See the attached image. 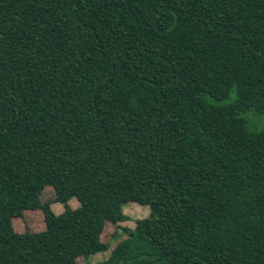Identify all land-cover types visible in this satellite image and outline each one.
<instances>
[{
	"label": "trees",
	"instance_id": "1",
	"mask_svg": "<svg viewBox=\"0 0 264 264\" xmlns=\"http://www.w3.org/2000/svg\"><path fill=\"white\" fill-rule=\"evenodd\" d=\"M129 202L100 264H264V0H0V264H81Z\"/></svg>",
	"mask_w": 264,
	"mask_h": 264
},
{
	"label": "rangeland",
	"instance_id": "2",
	"mask_svg": "<svg viewBox=\"0 0 264 264\" xmlns=\"http://www.w3.org/2000/svg\"><path fill=\"white\" fill-rule=\"evenodd\" d=\"M67 205L71 209H76L79 207L78 202L74 198H71L67 202ZM51 210L54 214L59 215L63 212V207L59 203H53L51 205ZM122 213L127 217V220L118 223L117 226H106L101 235V241L107 245L106 250L87 257L84 261H81V264L102 263L109 256L110 251L121 240L125 239L129 235L130 231L134 230L136 221L144 219L148 216L149 209L146 206H141L139 204L129 202L122 207ZM31 225L34 227V229H40L41 227L39 220L33 217V215L27 216L25 219L16 223V226L23 230L29 229Z\"/></svg>",
	"mask_w": 264,
	"mask_h": 264
}]
</instances>
